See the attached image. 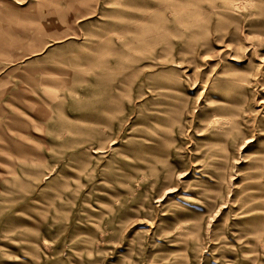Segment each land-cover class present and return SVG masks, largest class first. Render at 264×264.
Wrapping results in <instances>:
<instances>
[{
	"label": "rangeland",
	"instance_id": "1",
	"mask_svg": "<svg viewBox=\"0 0 264 264\" xmlns=\"http://www.w3.org/2000/svg\"><path fill=\"white\" fill-rule=\"evenodd\" d=\"M263 165L264 0H0V264H264Z\"/></svg>",
	"mask_w": 264,
	"mask_h": 264
},
{
	"label": "bare ground",
	"instance_id": "2",
	"mask_svg": "<svg viewBox=\"0 0 264 264\" xmlns=\"http://www.w3.org/2000/svg\"><path fill=\"white\" fill-rule=\"evenodd\" d=\"M123 10H124V9H123ZM134 14H136V13H134ZM110 22H111V21H110ZM123 37H124V36H123ZM126 37H127V36H126ZM126 39H128V38H126ZM114 42H115V41H114ZM121 42H122V41H121ZM117 43H118V42H117ZM133 44H135V43H133ZM145 61H146V60H145ZM141 63H142V62H141ZM146 63H147V62H146ZM139 64H140V63H139ZM134 68H135V67H134ZM95 75H97V74H95ZM146 82H147V81H146ZM149 84H150V83H149ZM91 87L93 88V86H91ZM146 87H147V86H146ZM55 88H56V87H55ZM92 88H91V89H92ZM142 91H143V90H142ZM142 91H141V92H142ZM75 93H76V92H75ZM93 94H94V93H93ZM79 95H80V93H79ZM229 95H230V94H229ZM231 95H232V94H231ZM76 96H77V95H76ZM225 96H226V95H225ZM78 97H79V96H78ZM226 97H227V96H226ZM234 97H236V96H234ZM91 98H93V97H91ZM239 98H240V97H239ZM228 99H230V98H228ZM237 100H238V99H237ZM102 102H104V101H102ZM102 102H101V104H102ZM87 103H88V102H87ZM93 103H95V102H93ZM96 103H99V102H96ZM104 104H105V103H104ZM106 104H107V103H106ZM99 105H100V104H99ZM102 105H103V104H102ZM92 118H93V117H92ZM94 119H96V118H94ZM259 126H260V125H259ZM261 128H262V127H261ZM95 130H96V129H95ZM110 132H111V131H110ZM96 133H97V132H96ZM96 133H95V134H96ZM98 135H99V134H98ZM93 136H94V135H93ZM99 136H100V135H99ZM101 137H102V136H101ZM104 137H105V136H104ZM104 137H103V138H104ZM107 138H108V135H107ZM84 140H85V139H84ZM86 141H87V140H86ZM100 141H101V140H100ZM82 142H83V141H82ZM82 142H81V143H82ZM102 143H103V142H102ZM102 143H100V144L102 145ZM97 145H98V144H97ZM102 146H103V145H102ZM100 147H101V146H100ZM103 149H104V148H103ZM96 150H97V148H96ZM99 153H100V152H99ZM263 166H264V165H263ZM101 220H102V219H101Z\"/></svg>",
	"mask_w": 264,
	"mask_h": 264
}]
</instances>
